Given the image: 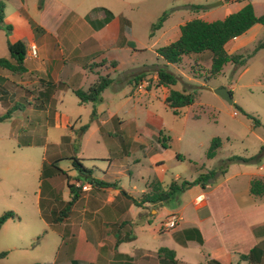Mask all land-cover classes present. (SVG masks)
<instances>
[{
	"label": "crops",
	"instance_id": "obj_1",
	"mask_svg": "<svg viewBox=\"0 0 264 264\" xmlns=\"http://www.w3.org/2000/svg\"><path fill=\"white\" fill-rule=\"evenodd\" d=\"M234 1L242 0H227L225 3ZM51 2L58 3L57 6L60 4L58 0H43L41 5L35 0L34 2L33 0H0V3L4 4L3 21L11 26L9 32L0 27V58L12 61L8 42L22 41L26 48L24 72L16 74L0 65V116L10 109L7 102L2 100V91H4L2 87L7 85L6 80L12 82L21 79L24 84L34 85L37 92L33 93L39 94L43 99L41 103L30 106L28 110L33 112L36 108L51 116L49 100L54 96L50 91L53 86L59 83L62 85L60 89L69 88L75 95L74 90L82 89L81 84H75L83 83L80 82V74L86 81L88 78L91 80L93 76L97 78L99 75L110 76L122 73L126 60L124 55L129 58L135 52L131 47L126 46L125 42L118 43L116 40L113 35L115 32L111 30L114 22L117 21L114 17L109 21L101 22L96 28L85 20L84 26L91 31L89 30L90 36L85 35L88 38L85 37L83 42L88 39L93 40L100 47V51L99 53L95 51L96 54L87 59L88 56L85 54L88 50H84L80 56V59H84L78 60L73 56L75 52H79L78 48L82 42L68 50L64 42L59 40L64 35L62 31L68 14L63 15L55 7H51L48 11ZM50 20L55 21L56 26L51 24L50 27L48 23ZM62 27H64L63 30ZM115 27L119 28L116 31V37H119L120 25L117 24ZM72 30L71 28L65 32L70 33ZM263 32L264 26L256 23L243 34L229 40L225 44V49L229 54L242 51L255 42L259 34H264ZM51 40L56 43H52ZM106 40L111 41L109 46L102 44ZM31 46L35 48L34 55H31ZM128 51L130 53H127ZM202 60H208V58L205 57ZM205 63L208 67L209 63L207 61ZM246 69L245 67L244 70ZM143 75L145 73L134 76V79L139 78L135 82L137 85H134L137 87V92L144 88L146 92L152 89L164 91L165 103V98L171 90L170 86L156 85L155 72L151 73L155 79V85L146 88L148 82L141 78ZM38 84H40L39 88L35 86ZM118 84L128 85L130 80L126 78L121 82L112 81L110 86L114 92L120 89ZM224 87L229 90L233 87V83ZM17 92L18 89L15 90V94ZM123 92L125 93L119 92L120 95L115 96L119 100L116 104L106 102L102 98L96 103H81L77 99L79 106L90 111L93 119L89 121L96 119L98 122L96 131L99 134L92 141L86 138L92 124L74 127L70 124L69 116L53 109L55 116L61 115V125L65 129L71 127L76 133L79 130L81 133L77 136L78 145L75 151L64 152V156L61 157L57 152L44 156L47 181L45 207L52 217L55 213L57 217H60L59 214L72 195H75V200L69 213L58 218L56 225H51L53 229L57 227L55 231L60 237L54 259L34 264H246L247 261L252 264H264V194H253L250 189L253 179H264V151L258 165L234 162L213 181H206L203 185H191L177 192L167 201L144 200L142 196L151 192L156 185L166 188L172 181L182 180V176L176 173L173 177H168L166 174L168 167L165 155L167 154L163 151L166 146L161 141L160 133L163 123L154 125L155 127L138 126L132 133L128 132L129 134L124 131L128 128L125 124L117 131L115 130V133L104 128L109 121H113L115 116L118 117L115 110L121 111L127 108L126 103L134 94L130 88L127 90L124 88ZM12 97H10V103L13 102ZM112 106L113 108L115 106V112H112ZM24 111V108L15 109L7 119L15 122L16 117L24 114ZM147 114L150 118L155 117L151 111H147ZM34 119L40 125L41 120ZM152 121L154 124L159 123L157 119ZM83 125H87L85 130H81ZM255 126L251 127V132L256 130ZM17 131L18 128L12 129L11 136L17 135ZM92 132L95 130L92 129ZM112 133L116 135L122 133L125 140L129 139L127 143H121L120 146L115 147L116 151H112V147L107 145L113 138ZM255 137L259 142H264V136L258 134ZM118 138L122 139L120 136ZM88 141L94 148L90 156L86 153ZM51 144L53 147L56 146L55 143ZM99 147L104 148V153H98ZM249 151L244 157L255 155L257 148ZM217 153H220L219 149L208 160H214ZM229 156L231 155L225 158ZM72 157L81 164V168H77V171L74 166L64 168L60 164L63 158L72 162ZM52 162L66 172L65 177L58 174L57 170L51 166ZM196 177L190 176L186 180L193 181ZM95 180L109 184H100L94 182ZM69 184L73 185L72 189L69 188ZM64 185L67 188L65 192L67 200L59 198ZM83 185L86 189L81 188ZM171 215L178 217L173 228L165 226ZM8 222L9 219L1 227ZM103 227L109 230L101 232L99 229ZM148 235L153 241L147 240ZM148 242L152 245L149 246ZM18 243V240L14 239L11 250L18 249ZM160 248L173 251V260L167 253H159ZM249 253L248 260L241 258L242 255Z\"/></svg>",
	"mask_w": 264,
	"mask_h": 264
},
{
	"label": "rangeland",
	"instance_id": "obj_2",
	"mask_svg": "<svg viewBox=\"0 0 264 264\" xmlns=\"http://www.w3.org/2000/svg\"><path fill=\"white\" fill-rule=\"evenodd\" d=\"M35 1L40 5V0ZM58 1H60L59 6H57L58 3L51 2L48 11L51 7H55L63 15L68 14L65 28L62 27V30L64 28L62 31L64 35L59 40L64 42L68 50L82 42L78 48L79 52H75L73 56L77 57L78 60L84 50H88L85 54L88 56L87 59L95 55V51L97 53L100 51V47L93 40L88 39L83 42L87 37L85 35L89 34L90 36L91 31L90 28L84 26L85 20L96 28L105 20L109 21L112 17L117 19L111 28L112 32H115L113 35L118 43L125 42L126 46L131 47L135 52L129 58L124 55L126 59L124 72L110 76L115 83L127 78L130 80V84L123 86L118 84L120 88L118 92H114L112 86L109 85L102 92L101 98L106 102L116 104L119 100L115 96L125 93L123 92L124 88L126 90L132 89L134 94L126 103L125 107L127 108L118 111L115 110V106L114 108L111 107L112 112L117 111L118 117L115 116L113 121H109L104 128L115 133L125 124L128 128L124 131L129 134L128 132L132 133L134 128L138 126L151 127L163 123L160 133L161 141L166 146L163 151L167 154L165 160L168 167L166 171L168 177H173L179 173L182 180L177 181V183H181L190 176H198L201 173L216 169V175L207 179L210 182L221 174L220 166L222 161H225L226 156L233 154L247 156L249 150L255 148H257L256 154L260 151L263 153L264 142H259L255 136L258 134L264 136V47L253 53L252 51L256 43L264 39V34H259L255 42L242 51L233 53L244 56L243 63L229 62L220 73L215 75L209 74L211 54L208 51L184 55L179 63L173 64L166 63L156 50L174 41L179 36L180 25L191 19L201 18L206 21L222 19L227 14L239 10L247 2H251L254 12L260 15L264 13V0H242L226 3L222 1L216 5L212 4L220 0ZM197 5L202 6V8L197 10L195 8ZM107 11L111 13V16H108ZM163 13H166V17L161 26L153 29V24L159 20ZM48 23L50 27L51 24L56 26V22L53 20ZM117 24L120 25L121 29L119 37H116V31L119 29L115 27ZM71 28L73 30L70 33L65 32ZM51 42L56 43L54 40ZM102 44L109 46L111 41L106 40ZM69 54L71 55V53ZM205 57L208 60H202ZM205 61L209 63L208 67ZM103 63L105 64L104 61ZM163 65H166L167 70L177 76L176 83L170 86V89L185 90L194 96V102L181 107L177 114L164 103V91L152 89L150 92H146L147 90L144 88L137 92V87L134 86L137 85L135 82L139 80V78L135 80L134 76L140 73H145L141 78L147 80L146 88L155 85V79L151 73H155L156 69ZM245 67L246 70H244ZM79 78L80 82L83 83L75 84H81L82 90H88L98 79V77L93 76L94 79L88 78L85 81L81 74ZM5 83L7 85L2 87L4 90L2 91V100L7 102L10 107L9 111L20 110L21 108H24L25 111L24 114L16 117L15 122L7 118L0 121V215L11 210L17 216L14 219L9 218V222L0 228V252L6 251V255L0 258V264H34L52 261L60 237L55 231L57 227L53 229L51 225H56L58 218L64 217V215L60 213V217H57V213H55L52 217L50 212L46 210V161L44 163L43 160L46 154L50 155L57 152L61 157L64 156V152L75 151L74 149L78 145L77 136L81 133L79 129L77 133L71 127L65 129L61 125V115L60 117L55 116L53 109L69 116L70 124L74 127L78 128L81 124H92L86 135L90 141L99 134L96 131L98 122L96 119L89 121L93 119L90 116V111L84 110L83 106L77 104L78 98L69 88L60 89L62 85L59 83L50 90L51 94L54 95L49 100L51 116H48L47 112L38 111L36 108L33 112L28 110L30 106L41 103L43 99L39 94L33 93L36 91L34 85L24 84L21 79L12 82L6 80ZM231 83H233V87L229 90L232 103H229L214 90ZM35 86L39 88L40 84ZM16 89L18 92L15 94ZM11 96H13L12 103H10ZM147 111H151L155 117H148ZM78 114H80V119H78ZM44 115H46L45 118ZM34 118L41 120L40 125L34 121ZM254 118L259 123L255 126L256 130L251 132V127L255 125ZM152 119H157L159 123L154 124ZM110 127L117 128L112 129ZM15 128H18L17 135L11 136V130ZM92 129L95 132L91 133ZM114 133L111 135L113 137L111 142L107 143L108 146L112 147V151H116L115 147L120 146L121 143L125 144L129 140H125L122 133L119 135ZM117 136L122 139L119 140ZM215 137H219L221 141L216 149V152L219 149L220 153H217L216 158L210 161L206 153ZM68 140L69 142H67ZM90 141L86 144V153L89 156L94 151ZM51 143H55L56 146L53 147ZM97 150H99L98 153L105 151L102 147ZM177 155L182 156L183 159H178ZM67 158L69 159V157ZM63 159L60 162L62 167L74 166L77 171V165L72 164L74 157L71 159L72 162L66 158ZM250 163L258 165L260 160L257 159ZM168 188L169 186L162 189L167 190ZM65 192H67L66 186L60 191L59 198L62 200H67ZM99 230L102 232L109 229L103 227ZM103 233L106 234L107 232ZM14 239L19 242L18 249L11 250ZM147 240L153 241L149 235ZM148 245L151 246V242H148Z\"/></svg>",
	"mask_w": 264,
	"mask_h": 264
},
{
	"label": "trees",
	"instance_id": "obj_3",
	"mask_svg": "<svg viewBox=\"0 0 264 264\" xmlns=\"http://www.w3.org/2000/svg\"><path fill=\"white\" fill-rule=\"evenodd\" d=\"M43 0H40V5L42 4ZM227 0H223L225 2ZM197 10L201 9L202 6L197 5L195 6ZM108 16H111L109 11ZM166 17V13H163L159 20L153 24V29H157L161 26L163 20ZM4 18V4L0 3V27L5 28L6 32L11 30V26L7 25L3 21ZM261 24L264 26V13L257 15L254 12V7L251 2L245 3L239 10L227 14L222 19H217L214 21H206L201 18H194L191 19L184 24L180 25V35L179 37L164 45L159 47L156 52L160 55L166 63H173L177 64L182 60L184 55H189L192 53H201L204 51H208L211 54V66L209 69L210 75H215L221 72L224 65L228 62H233L235 64L243 63L245 57L239 54H229L225 49V44L246 32L251 26L254 24ZM8 51L10 54V59L7 58H0V65L10 69V71L14 73H21L24 72V57L26 54V48L22 41L16 42H8ZM264 47V39L260 40L256 43L255 48L253 49L252 53L259 48ZM241 60V62H240ZM156 85L158 86H172L177 81V76L172 73L171 71L167 70L166 65H163L156 69ZM207 78V77H206ZM137 80V78L135 79ZM113 79L109 77V75H99L98 79L95 83H93L88 90L76 89L74 90L75 95L78 97L81 103L84 102H92L96 103L101 101V94L111 83ZM230 91V90H229ZM194 102V96L192 93L179 91L171 89L168 95L165 98L166 105L173 110L174 113H179V109L183 106L190 105ZM10 111H7L3 116H0V121L8 118L10 116ZM255 125H258V120L254 118ZM87 125L81 126V130H85ZM220 138L215 137L212 139L211 145L208 148L206 153L207 158H212L216 154V149L220 145ZM262 152L249 156L244 157L240 155H231L222 161L220 166L221 173L224 172L227 165L234 162H244L250 163L254 162L257 159L260 160ZM177 158L183 159L182 156L177 155ZM73 164L77 165L78 169L81 168V164L79 161L74 158ZM225 164V165H224ZM58 174L61 176H66V172L61 170L59 167L56 166L54 162L51 163ZM217 171L210 170L206 173H201L196 177L193 181L183 180L181 183H177V181H172L169 184V188L162 189L160 185H156L153 190L147 194L142 196L144 200H163L167 201L171 196L184 190L185 188L194 185V184H204L208 178L213 177L216 175ZM94 182H98L100 184H109V183H101L100 181L95 180ZM70 189L73 188V185H68ZM251 192L256 195L264 194V179L255 178L251 181ZM73 193V192H72ZM75 200V195H72V198L67 201L66 206L61 211V215L66 216L69 213V209ZM134 202L135 199H133ZM137 204V203H136ZM9 218H17L15 213L11 210L4 212L0 215V228L1 226L8 220ZM164 252L169 255L171 260H173L174 253L171 250L166 248H160L159 253ZM6 251L0 252V258L5 256ZM249 254L242 255L241 258L244 260L249 259ZM246 264H252L247 261Z\"/></svg>",
	"mask_w": 264,
	"mask_h": 264
},
{
	"label": "water",
	"instance_id": "obj_4",
	"mask_svg": "<svg viewBox=\"0 0 264 264\" xmlns=\"http://www.w3.org/2000/svg\"><path fill=\"white\" fill-rule=\"evenodd\" d=\"M221 2L222 0H220L219 2H215L212 5H216L217 3H221ZM214 91L219 96L224 98L226 101H228L229 103H232L231 93L226 87H219V88H216Z\"/></svg>",
	"mask_w": 264,
	"mask_h": 264
},
{
	"label": "built area",
	"instance_id": "obj_5",
	"mask_svg": "<svg viewBox=\"0 0 264 264\" xmlns=\"http://www.w3.org/2000/svg\"><path fill=\"white\" fill-rule=\"evenodd\" d=\"M31 50H32L31 51L32 55H34L35 54L34 46H31ZM77 186H80V185L77 184ZM81 188L86 189V186L83 185V186H81ZM177 220H178V217L176 215H171L170 218L167 220L165 226L169 227V228H173V227H175Z\"/></svg>",
	"mask_w": 264,
	"mask_h": 264
}]
</instances>
